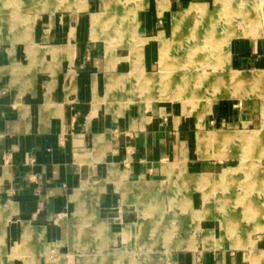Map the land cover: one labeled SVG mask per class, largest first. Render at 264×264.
<instances>
[{
	"label": "crops",
	"instance_id": "crops-1",
	"mask_svg": "<svg viewBox=\"0 0 264 264\" xmlns=\"http://www.w3.org/2000/svg\"><path fill=\"white\" fill-rule=\"evenodd\" d=\"M139 1L138 37L147 40L143 60L148 79L146 83L139 79L144 82L138 89L144 90L158 83V77L164 80L169 75L165 87L176 86L177 81L187 84V75L172 76V66L181 65L186 70L182 63L199 57L197 45L191 48L193 52L186 50L187 60L173 61L172 50L182 51V47L175 42L159 50L161 43L155 41L168 38L166 32H170V41L186 33L185 19L173 36L175 13L188 9L190 5L184 8L188 0H179V5L174 0ZM71 2L75 9H83L69 15L56 11L38 16L29 41L0 49V264H107L111 250L117 254L139 248L135 238L126 241L125 234L137 236L148 231L140 229L139 217L134 215L138 210L143 218L149 217L150 199L141 198L140 193H149L150 189L142 181L164 183L168 178L165 168L174 165L178 170L179 163L193 166L197 174L219 175L207 170L234 157L221 151L234 153L230 146L235 145H216L212 154L221 155L220 159L201 158L211 153L205 146L230 139L229 133L263 124L264 8L263 18L253 20L245 36L231 39L228 70L203 69L202 79L198 76L195 82V93L191 86L186 88L188 96L197 101L194 111L186 97L153 100L150 106L143 104L145 109L141 111L128 108L135 103L136 86L131 90L133 97L123 86L124 91L118 93L120 100L118 94L111 99L118 88L109 83V78L130 73L133 65L118 57L107 61L99 50L100 44L105 45L91 38L92 15L102 7L106 9L105 2ZM232 20L224 18V34ZM7 24L5 18L0 20V25ZM217 28L214 25L209 35ZM96 37L112 54L109 39ZM23 40L27 38L13 37L11 29L0 30V41ZM201 62L196 64H206ZM156 68L158 73L154 72ZM189 70L185 74L193 72ZM236 80L238 85H234ZM125 81V76L116 80ZM169 95L174 94L171 91ZM113 102L122 107H113ZM121 182L125 187L130 185V221L124 220L122 228L113 230L102 223L96 229L101 236L106 233L104 238L76 243L71 222L80 217L76 206L73 209L75 201L82 204L80 192L97 184L98 201L105 204V215L114 218L118 213L112 208L118 201ZM134 194L138 197L133 198ZM97 211L89 214L86 210L84 217H94ZM79 226L78 233L86 232ZM113 234L116 244L103 246ZM251 240L254 244L242 249L247 253L229 246L204 248L201 244L194 250H173L165 264H246L252 252H264V230L252 231ZM92 246L100 250L98 260L87 255ZM106 248L111 249L102 252ZM74 250L79 255L71 252ZM134 260L128 264H148Z\"/></svg>",
	"mask_w": 264,
	"mask_h": 264
},
{
	"label": "rangeland",
	"instance_id": "rangeland-1",
	"mask_svg": "<svg viewBox=\"0 0 264 264\" xmlns=\"http://www.w3.org/2000/svg\"><path fill=\"white\" fill-rule=\"evenodd\" d=\"M103 1L106 4V9L102 7V9L94 11L98 13L92 15L91 38L93 41L101 42L105 46H107L106 43L102 40H96L95 35L109 39L112 54L107 53V47L105 48L102 44L99 45L100 55L107 61L118 57L131 61L133 65L130 73L109 78V83L114 86L116 84L118 88L113 90L111 99H113L115 94L124 91L123 86L127 87L125 92H129V96L133 97L131 90L136 86L137 90L134 92L136 94L135 103L128 108H139L141 111L145 109L143 104L150 106L153 100L164 102L168 99L185 97L192 105L194 111L197 101L188 96L186 88L191 86L193 89L192 93H195V82L198 81V76L202 79L201 75L204 74L201 72L203 69L228 70V49L231 39L235 36H245L248 29L253 27L251 22L255 19L261 20L263 18L264 8V0H188L184 8L189 7V5L190 7L184 12L175 13L173 36L180 31V26L185 19L184 29L187 30L186 33L178 34L172 40L174 42H172L169 40L170 32H166L168 38L162 41L161 39H156L155 41L156 44L161 43L159 50H165L168 44L178 43V48L182 47V51L178 49L172 50L173 61L187 60V51L193 52L191 48L197 45L196 51L200 50L199 57H190L188 59L190 65L182 63V66L186 67L189 72V69L193 70V72L185 74L187 69L180 68L181 65L172 66L171 70L172 76L181 78L187 75L189 79L188 85L185 82L177 81L176 86L172 84L171 87H165V85H168L167 78L171 76L169 75L164 80L158 77V83H151L143 90L138 88H141L143 82L145 81L144 83H146L148 79V77H145L147 73L145 72L143 60V47L147 40L138 37L139 19L137 12L139 9L137 8L140 5L136 3L140 1ZM174 1L179 5V0ZM202 5L205 6V9H203ZM81 9L83 8L75 9L71 0H0V20L5 18L8 22L7 25H0L1 32L8 28L11 29L13 37L23 36L27 38L26 41H0V49H5L10 46L9 44L16 42L29 41L28 35L32 33L38 16L56 11L63 15H69L70 11ZM233 12H235L234 16L232 15ZM207 13L211 14V17ZM12 17L14 18L13 21L10 20ZM220 17L223 19H219ZM224 18H229L230 21L231 18L233 19L226 29L227 34L223 32L226 25ZM214 25L218 27L217 32L209 35L210 29ZM207 39L210 41L206 42ZM28 47L30 48L31 45H28ZM218 50L220 55L216 57L215 54L218 53ZM199 61H205L206 64H196ZM195 64L197 67L193 66ZM197 70L201 74H198ZM154 72H157V68ZM122 76L126 77V81L124 83L116 82ZM139 79L144 81L140 83ZM234 85H238L237 80ZM213 89L215 90L214 93H216V89ZM171 91L174 94L173 96L169 95ZM120 95H117L119 100ZM111 102L112 100L109 101V103ZM113 104V107L117 109L120 106L122 107L118 102H113ZM137 104H141V106ZM124 108L125 110L128 109ZM229 135H231V138L226 139V141L205 146L211 153L203 155L201 158L220 159L221 155L220 157L217 154H212L216 145H229L230 143L235 145L233 148L230 146V150L235 151L234 153L227 150L221 151L222 154L228 153L230 157L231 155H234V157L207 170L210 173H219V175L233 170L235 176L228 177L225 181L213 183L211 181L212 177L207 178V180H202L196 176L193 177V175L197 174L195 168L179 163L178 170L168 178H165L164 183L142 181L145 188L150 189L149 193L143 191L140 193L141 198L147 197L150 199L149 217L143 218L142 212L140 213L138 210L134 212V215L139 217L138 221L141 222L139 224L140 229L146 228L147 230L148 228V231L141 232L137 236L129 234L128 237V234H125V240L130 242L135 238L134 244L137 243L136 246L139 248L134 250L123 249L117 254H114L113 250H111L109 252L111 256H109L110 259L107 264H128L132 259H135L134 261L138 259L139 263L165 264L173 250H194V247L201 244L204 248L214 247L219 244L218 246L241 249L239 250L241 254L248 252L242 249L254 244L251 240V232L255 233L264 230V119L262 126L248 127L245 131H235L229 133ZM91 183L93 184L94 182ZM126 186H124L123 182L120 183L122 196L120 192L118 201L112 208V210L117 209L116 213H118L114 218L105 215V204L102 201L99 202L97 198L99 193V190H95V187H98L97 184L93 188H86L80 192L82 204L77 201H75L76 205L73 204V209L76 206V211L80 217L71 222L72 238L76 243L96 241L104 238L106 233L101 236L96 229V226L102 223L110 225L113 230L122 228L121 225L124 220L130 221L131 217L127 216L129 213L131 215L132 203H130V200L132 197L130 198L128 194L130 185ZM136 197L138 196L134 194L133 198ZM142 204L143 202L140 204L141 211ZM86 210L90 212L89 214H94L92 211H98L94 217L91 215L84 217ZM80 224L86 232L78 233L81 230ZM114 237V234L112 238L109 236L103 246L109 243L115 245L116 239ZM118 240V248L123 247L122 237H119ZM232 245L236 246L233 247ZM109 249L111 248L103 249L102 252L107 253ZM99 251V249L92 246L87 250V255H94L92 256L93 261L94 259L98 260L100 257ZM71 252L79 255L77 250ZM92 263L94 264V262ZM246 264H264V252H252L250 260L248 257L246 258Z\"/></svg>",
	"mask_w": 264,
	"mask_h": 264
},
{
	"label": "bare ground",
	"instance_id": "bare-ground-1",
	"mask_svg": "<svg viewBox=\"0 0 264 264\" xmlns=\"http://www.w3.org/2000/svg\"><path fill=\"white\" fill-rule=\"evenodd\" d=\"M5 7V6H4ZM105 37V36H104ZM107 38H109V37H107ZM96 39H97V37H96ZM98 40V39H97ZM108 43V42H107ZM217 139V138H216ZM218 140V139H217ZM222 141V140H221ZM218 155V154H217ZM216 155V156H217ZM220 156V155H219ZM221 157V156H220ZM175 171H177V168L176 167H174V166H169V167H167V168H165V170H164V172L168 175V177L169 176H171ZM234 171L233 170H231V171H226V173L225 174H221V175H213V174H196V175H193V177H200L202 180H207V178H209V177H212V182L213 183H218V182H220V181H225V180H227L228 179V177H232V176H235L234 175ZM210 202V201H209ZM208 209V208H207ZM203 212V211H202ZM205 215V214H204ZM213 217V216H212ZM223 224V223H222ZM161 225V224H160ZM227 225V224H226ZM223 228V227H222ZM161 232H162V230H161ZM160 234V233H159ZM159 236H161V235H159ZM156 237V236H155ZM217 246L219 245V244H216ZM233 247H235L236 245H232Z\"/></svg>",
	"mask_w": 264,
	"mask_h": 264
}]
</instances>
